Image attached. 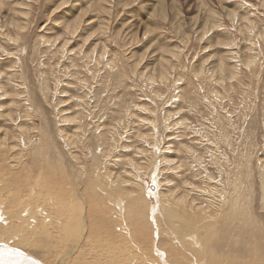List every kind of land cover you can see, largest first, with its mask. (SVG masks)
<instances>
[{
  "label": "rangeland",
  "instance_id": "obj_1",
  "mask_svg": "<svg viewBox=\"0 0 264 264\" xmlns=\"http://www.w3.org/2000/svg\"><path fill=\"white\" fill-rule=\"evenodd\" d=\"M0 3V198L90 262L264 261V0Z\"/></svg>",
  "mask_w": 264,
  "mask_h": 264
},
{
  "label": "bare ground",
  "instance_id": "obj_2",
  "mask_svg": "<svg viewBox=\"0 0 264 264\" xmlns=\"http://www.w3.org/2000/svg\"><path fill=\"white\" fill-rule=\"evenodd\" d=\"M1 5V3H0ZM201 12V11H200ZM79 20H81L80 18H78L75 22L74 25H77ZM222 69V68H221ZM164 69H163V73L164 74ZM232 74V73H231ZM189 161V160H188ZM191 162V161H190ZM198 166V165H197ZM1 178V177H0ZM20 180V179H19ZM2 183V180H1ZM264 184V182H263ZM4 185V183H3ZM240 185V184H239ZM238 186V185H237ZM1 188L3 186H0ZM156 187V186H155ZM3 189V188H2ZM1 189V190H2ZM0 190V191H1ZM5 190V187H4ZM239 190V187H238ZM241 190V189H240ZM191 192V191H190ZM235 192H237L235 190ZM3 193V191H2ZM238 193V192H237ZM9 194L11 195V193L9 192ZM242 194V193H241ZM1 195V192H0ZM14 196V195H13ZM31 196V195H30ZM23 199V198H22ZM170 199V198H169ZM174 199V198H173ZM27 200V199H26ZM175 200V199H174ZM185 199H181L178 198L177 201H175V204H183ZM34 200L30 201H24V200H19L16 196L11 197L9 195H7L6 197H2L0 198V264H68L67 262H69L68 260H70V264H135V262L138 260V257L136 258L130 251L129 249H126V257L122 258V256H118L114 251H117L120 253V250L117 246V248L119 250H114L111 252H108L109 250L103 249L100 242L97 241L95 247L97 248V250L101 251L100 256L98 257V259L102 260H106L107 262L105 263L102 260H97V262H90L88 260H84V256L86 251L84 250V247H82L81 245H75V242L79 244L80 240L83 239L81 236H77V240H75L74 242V246L73 247H68L65 246V244H69V242H65V240L61 241V244L63 243V248L62 249H58L56 247L53 246V243L50 244L53 241V236L51 234L50 231H48V226L50 225V218H48L47 216V212L43 214V226H45L44 228L41 227L40 229H36V226L39 223V215L37 217L38 213H35L33 210L34 207V203L32 202ZM234 201V200H233ZM49 202V201H47ZM131 202V201H130ZM192 204V203H191ZM39 205V203H38ZM41 205V204H40ZM48 205V204H46ZM52 205V204H51ZM56 205V204H55ZM235 205V204H234ZM36 206V205H35ZM45 206V205H44ZM160 206V204H159ZM158 206V207H159ZM189 206V205H188ZM236 206V205H235ZM164 207V206H163ZM167 207V206H166ZM237 207V206H236ZM38 208V207H37ZM228 208V207H227ZM232 210L235 209V207H232ZM40 209V208H39ZM47 208H45L46 211ZM178 209V208H177ZM238 209V208H237ZM236 209V210H237ZM158 210V209H157ZM163 210V209H162ZM231 210V212H232ZM234 211V210H233ZM40 212V211H38ZM82 212V211H81ZM168 212V211H166ZM224 212V211H223ZM229 212V210H228ZM238 212V211H237ZM42 213H43V209H42ZM40 214V213H39ZM57 214V213H56ZM60 214V213H59ZM163 214V213H162ZM41 215V214H40ZM51 215V214H50ZM165 215V214H164ZM226 215V214H225ZM238 215V213H237ZM42 216V215H41ZM161 216V215H160ZM53 217V216H52ZM101 217V216H100ZM169 217L171 220L174 218V215L167 216ZM76 218V219H75ZM79 218V219H78ZM74 217L71 222L74 224L78 222V225L82 227L83 225V219L84 216L82 217L81 215L79 217ZM162 218V217H161ZM231 218V217H230ZM70 219V218H69ZM85 219V218H84ZM104 219V218H103ZM166 219V218H165ZM179 219V218H178ZM68 220V219H67ZM150 220V219H149ZM53 221V220H52ZM70 221V220H69ZM68 221V222H69ZM96 221V220H95ZM104 221V220H103ZM178 221V220H175ZM105 222V221H104ZM211 222V221H210ZM240 222V221H238ZM55 223V222H53ZM102 223V222H101ZM189 223V222H188ZM255 224V223H254ZM104 225V224H103ZM188 225V224H187ZM222 225V224H221ZM61 226V225H60ZM102 226V225H101ZM229 226V225H228ZM84 227V226H83ZM82 227V228H83ZM86 227V226H85ZM52 228V227H51ZM63 228V227H62ZM229 228V227H228ZM50 229V228H49ZM74 229V228H73ZM76 229V228H75ZM79 228H77L78 230ZM185 229V228H184ZM239 229V228H238ZM61 229H59L58 231H60ZM84 229H81V234L84 233L83 232ZM263 230V229H262ZM66 231V230H64ZM60 234H63V232ZM156 231V230H155ZM154 231V232H155ZM194 231V230H192ZM191 231V233H192ZM80 232V231H79ZM217 232V231H216ZM262 232V231H261ZM173 233V232H172ZM175 233V232H174ZM184 233V232H183ZM188 233V232H187ZM194 234V233H193ZM205 234H207L208 236V240L205 241V245L202 244H197L198 249L196 248L195 251H197L200 254V257L198 259L199 262H193V264H216V263H220V261L225 258L224 262L225 264H264L263 260H246V261H242V262H238L239 260L233 257H220V253L218 255V253L215 255L211 250H209L206 246H210V244L212 243V241L215 239L216 240V233L213 230H207L205 232ZM52 235V236H51ZM71 235V233H70ZM77 235V234H76ZM91 236L93 235L92 233L90 234ZM180 235V234H179ZM186 234H183L184 237ZM190 236L188 237V239L190 237H193L192 234H189ZM96 236V235H95ZM157 236V235H156ZM52 237V239H51ZM59 237V236H58ZM73 237V236H72ZM76 237V236H75ZM95 238V237H93ZM170 238V237H169ZM177 238V237H176ZM199 237L198 236H194V244H195V240H197ZM75 239V238H74ZM179 239V237H178ZM188 239L186 238L185 241ZM260 239V238H259ZM68 240V239H67ZM73 240V239H71ZM101 240V239H100ZM136 240H143V239H136ZM180 240V239H179ZM190 240H192L190 238ZM218 240V239H217ZM263 240V239H262ZM96 241V240H95ZM186 241V243H187ZM202 241V239H201ZM71 242V241H70ZM73 242V241H72ZM192 242V241H191ZM217 242V241H216ZM241 242V241H240ZM57 242H55L56 244ZM99 243V245H98ZM60 244V245H61ZM66 244V245H67ZM71 244V243H70ZM141 244V243H140ZM241 244V243H240ZM57 246L59 245L58 243L56 244ZM182 245V244H181ZM261 245V244H260ZM90 246V245H89ZM88 246V247H89ZM114 246V245H113ZM138 246V245H137ZM259 246V245H258ZM263 246V245H262ZM261 246V247H262ZM20 247H24L26 250H31V251H35L40 253H45V254H51V250L56 249L54 252H58L59 254V258L58 260H53L50 261L48 258L49 256H44L48 259V262L44 261V263L40 260H38L37 258L31 256L30 254L25 253L22 249H19ZM54 247V248H53ZM60 247V246H59ZM62 247V246H61ZM93 247V249L95 248ZM115 247V246H114ZM128 247V246H127ZM135 247V246H134ZM152 247L156 248H160L157 247V245H153ZM260 247V246H259ZM92 248V246H91ZM124 248V247H123ZM142 248V247H141ZM141 248L140 246L136 249L138 253H142L141 252ZM144 248V246H143ZM211 248V247H210ZM244 248V247H243ZM247 248V247H246ZM257 248V246H256ZM58 249V250H57ZM109 249V248H107ZM115 249V248H114ZM152 249V248H151ZM218 249V248H217ZM253 249V247H252ZM263 249V248H262ZM112 250V249H111ZM240 250V249H239ZM245 250V249H242ZM261 250V249H259ZM89 251V250H88ZM159 251V252H158ZM158 251H156V253L153 255L154 258L156 259H161V261L163 260V263H168L169 261H171V259L174 261L175 259L171 258L172 255L168 254V253H161L162 251L160 249H158ZM161 251V252H160ZM122 252V250H121ZM124 252V251H123ZM214 254H212V253ZM240 252L242 253V251L240 250ZM99 253V252H98ZM246 253V251H245ZM249 253V251H248ZM251 253L253 254V252L251 251ZM250 253V254H251ZM123 254V253H122ZM145 254V253H144ZM258 254V253H257ZM263 254V253H262ZM95 255V251H91L88 253V256H92ZM142 255V254H141ZM218 255V256H217ZM259 255V254H258ZM125 256V255H124ZM143 256V255H142ZM146 256V255H144ZM179 256V255H178ZM252 256V255H251ZM263 256V255H262ZM261 256V257H262ZM120 257L122 258V261L120 259ZM165 257V258H163ZM147 258V257H146ZM167 258L169 259V261L167 260ZM232 258V259H231ZM263 258V257H262ZM53 259V258H52ZM51 259V260H52ZM166 259V260H165ZM248 259V258H247ZM254 259V258H253ZM257 259V258H256ZM43 260V259H42ZM148 260V259H147ZM177 260V259H176ZM88 261V262H87ZM156 261V260H155ZM193 261V260H192ZM241 261V260H240ZM137 263V262H136ZM160 263V262H159ZM161 263V264H163ZM145 264V263H144ZM169 264V263H168Z\"/></svg>",
  "mask_w": 264,
  "mask_h": 264
}]
</instances>
